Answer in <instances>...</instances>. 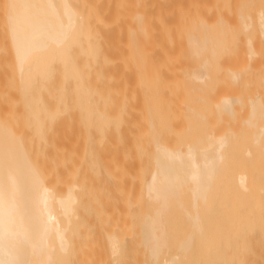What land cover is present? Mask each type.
<instances>
[{"label": "bare ground", "instance_id": "1", "mask_svg": "<svg viewBox=\"0 0 264 264\" xmlns=\"http://www.w3.org/2000/svg\"><path fill=\"white\" fill-rule=\"evenodd\" d=\"M21 1L27 6L30 5L28 0ZM41 1L38 5L41 6L42 3L45 5V8L43 6V9L42 7L40 9H45L44 17H49V20L45 22L53 23L51 25L46 23L51 29L46 27L47 25L44 27L40 21L39 24L42 26H37L36 21V23L31 22L33 25L36 24V27H32L28 17H26L27 23L29 22L32 27L30 30L19 22L24 21L25 17L16 21L18 14L25 13L23 11L22 14L20 8L27 9L26 13H29V7L30 12L32 9L36 11V4H31L36 8L35 6L25 8L18 3L20 6L17 5L19 8L17 11H15L16 6L13 10L11 5L6 12L8 26L6 30L10 37L8 48L12 51L10 57H13L11 60L15 77L13 80L17 85L15 91L19 93L15 94L20 95L21 98L18 99L21 101V103L18 101V104L19 107L21 105L22 110L18 111H22L23 116L20 115V117L26 118V124L22 122L25 125L28 124L30 127L28 129H31L34 135L30 137L32 136V141L36 138L37 143L40 140H48L46 138L48 124L58 114L57 110H54L56 108L48 103L49 97H56L57 101L53 98L55 101L52 99L53 102L50 103L58 106V101L63 100L64 95H69L64 94V90L68 92V86L72 84L73 87L70 88L73 89L74 98H71L73 97L71 94L69 98L73 101L77 97L75 100L77 103L74 106V102L70 100V104L73 105H69V108L77 107L81 100L78 88L81 87L82 76L80 75L83 74L79 65H84V62L80 64L81 55L79 56L77 49L81 50L80 48L83 47L78 44L77 39L87 32L82 26V29L81 27L77 29L81 16L70 17L72 11L68 8L66 11H70L69 19L66 20L68 15L63 18L65 7L72 6L69 3L70 0L64 1L68 5L61 0L65 5L63 8H61L60 0H58L60 8L53 7L54 10L58 8L59 15L63 19L66 18L65 22L59 17L58 11H55L57 13L55 17L56 15L47 8L50 2L55 5L58 1L55 0L52 3V0H48L50 2L47 4L45 0L42 3ZM32 2L34 3V0ZM240 2L237 4L232 20L220 13L221 15H217L213 23L206 19L201 20L196 23L193 31L187 33L186 45L188 44V49L191 48L189 51L186 49L190 61L187 63L189 59L186 57V64L180 68L181 74L183 73V82H181L183 86L180 89L184 88L183 94H186H184V106L181 104L185 123L183 119V131L180 135L182 137L179 138V142L172 143L169 140L160 139L161 125L156 126V123L153 125V120L149 118L147 133H151L148 137L152 138L150 150L152 165L144 187L148 209L139 227L141 243L148 254L147 257L144 255L147 258L144 260L149 259L148 263L144 261L146 264H264V64L259 61L260 48L256 42L257 39L264 41V9L259 8L253 11L252 0ZM9 9H11L10 14ZM74 10L73 15L75 12L80 15L77 8ZM38 12L37 15L36 12L34 13L36 18L42 14ZM8 16H16V19ZM34 16L32 14L30 17ZM73 17L77 22L70 23ZM142 18L141 11L134 13L135 26H131L129 35L131 58L137 59V62L138 54L135 59L136 52H133L135 49L141 51V46L137 45L138 40H141L143 36L139 30L144 32V28L143 30L139 28L143 24ZM9 19L16 21V25L19 23L23 25L22 28L15 26V23L10 25L12 22ZM57 19L60 21L57 22ZM82 23L84 22L81 21ZM65 24H68V28L64 27ZM74 24L78 26L74 27ZM94 27L91 31L89 29L92 40L96 39L92 35ZM211 29L214 30L211 31ZM77 30H84V33ZM212 33H215L214 36ZM210 34L212 40L209 37ZM138 36L141 39H138ZM83 37L86 40L87 36ZM207 38H210L208 44ZM81 44L83 45L84 42ZM205 44L210 47L208 48ZM84 49L83 51H86ZM90 51L93 52L89 55L86 51L87 55L89 57L94 55L92 58L94 60L96 45L92 46ZM140 53L143 55L142 52H139V55ZM228 55L229 58L232 56L231 60H234L235 55L238 58L239 62L235 59L238 64L233 60L230 61L227 58ZM89 57L86 56V60L90 59L88 61L91 63V57ZM4 58V61H7L5 64H8L10 58H7L8 60ZM227 59V62L231 64H223ZM83 60L86 61L85 57ZM90 63V67L86 65L89 72ZM137 64L139 65V62ZM10 68L11 66L9 70ZM140 71L138 72L141 75L145 70ZM84 72H87L86 80L88 71ZM13 76H9L10 79ZM88 84L89 89L90 83ZM54 88L56 92L59 91L56 96H54L55 91L54 95L52 93ZM64 102L66 104L68 101L64 100ZM64 102L60 101V104L64 105ZM64 110L68 109L63 108L62 111L65 112ZM12 122L3 119L0 114V264H92L89 259L85 261L87 257L85 259L84 255L87 252H84L85 247L80 242L82 236L80 234L84 232H80L83 227H80V224L83 220H80L81 210L78 211L77 206L78 202H81L79 199L82 198L79 197L80 192L77 193L76 190L83 184L72 182L71 185L67 184L68 188L65 190L63 186L64 191L58 190L59 184H56L58 185L56 187L53 183L56 181L53 174L56 173L59 163L55 166L53 164L55 171L51 164L49 165L53 170L48 167L50 169L47 170L48 172L44 166L40 167L41 164L50 163L48 162L50 158L46 159L49 153L46 154V151L41 150L45 154L43 155L45 160L38 154L40 153L38 150L37 154L33 152V155L32 146L37 144L33 145L35 142H32L30 137L27 141L23 134H20L24 131L19 133L18 127L15 129L16 126L20 128L19 124L22 122L19 121L16 126L12 125L14 124ZM39 157L47 162L40 163ZM52 172H54L52 174L54 181L49 175ZM58 175L57 173L56 179ZM115 229L111 230L112 233L109 231L107 236L113 258L115 255L117 257V254L123 256L119 255L123 250L121 243L123 244L125 239L121 236L126 233L123 232L124 228L116 229V232L119 229L123 230L122 234L115 233ZM85 234L87 236V233ZM82 241L84 242V239ZM87 251L91 253L90 250ZM119 261L124 262L122 259Z\"/></svg>", "mask_w": 264, "mask_h": 264}, {"label": "crops", "instance_id": "2", "mask_svg": "<svg viewBox=\"0 0 264 264\" xmlns=\"http://www.w3.org/2000/svg\"><path fill=\"white\" fill-rule=\"evenodd\" d=\"M9 1H11L12 4ZM13 1L14 0H0V94L4 93L8 87H14L17 89L16 81L13 80V79H15V77L13 76L14 71L12 70L13 65H12V61H11L13 57H10V56H12L10 53L12 51H10L9 50L10 48H8L10 46L9 45L10 37H8L9 35L7 34V30H6L7 29L6 28V26H7L6 25L7 24L6 12H7L8 8H11V5H12V9L15 10V8H16L15 11H17V9H19L17 5L20 6V4L25 6V8L31 6V4L37 5V8L35 5L31 6V8L32 7L34 8V6H35L36 11H34L35 9H32V11L30 12L31 9L29 7V9H28L29 13H26L27 9L25 10L24 8H22V9L20 8V12L22 13L23 11H25L26 14L22 13L24 16L21 14H18L19 17H17V19L15 18L17 16V14H15V13H13L16 15L15 17L10 16L11 19L15 18L16 21L25 17L24 21L21 20L19 22L21 24H24L26 26V28L28 27L29 30L32 29V27L35 26L36 24H37V26H39L40 25L39 21L44 27L47 24H50V25L53 24L51 21H50L51 23L49 21L45 22V21L49 20L48 19L49 17L48 18L44 17L43 11L45 9L41 10V9H43V6L45 8V5L42 3V2H44V0H42V1L40 0L42 3L41 6L38 5V4H40V1H38V0H34V3L32 2V0H30V1L28 0L27 2L28 3L30 2V5H28V6L25 3H22L21 0H18V2L15 0L14 1L15 3H13ZM19 1H21V3ZM23 1L26 2V0H23ZM53 1L55 2V0H52V3H53ZM57 1L58 0H56V2ZM64 1L65 0H62L63 3H66V5H68L67 4L68 1L67 0H66L67 2H64ZM47 2H48V0L47 1L45 0L46 4H47ZM60 2H61V0H60ZM60 2L59 1L57 2L58 5H56L57 3L55 5L53 3V5H52L51 2H50V4H47L48 6L46 5L47 8L50 9V12L52 11V13H54V15H56L55 17H57V13L55 11H58V15L60 14L59 10H58V8H60V7H58ZM62 2H61V6H62L61 8L65 7V5ZM163 2H164V0H139L137 3V8L139 11H141L142 17H143L142 18L143 24H141V25L139 24L142 27H139V28H141V30H143V28H144V32H140V30H139L140 34L143 33V34H141V35H143V36H141L142 39L140 38V36H138L139 37L138 39H141V40H138L137 46H141V51L140 50L137 51L135 49V51L133 53L136 52L135 53L136 56L134 55L135 59H136L137 54H138L137 58H139L138 62H139L140 68H139V65L137 64L138 63L136 61L137 59L132 60L133 57L131 58V56H132L131 49H129L128 53L125 55L122 53L117 54L115 51L112 52V54H110L109 50H107V56H106L107 60L108 59H113V60L116 59L119 61H122V59L126 60V63L128 66L127 86L129 89H131V87L133 85H135L137 82H144L147 84V87L144 90L138 91L135 93L134 99L131 98L132 95L130 92V94H128V96L130 98L128 101L125 102L124 106H122L121 102H119V99L116 98L117 92L122 91V89H123L122 85L110 86V84L108 83V80H107V76L109 74L116 75L117 73H120L122 71V65L123 64L120 62L116 71H112V69L108 65L105 66V26H104L105 25V14H104L105 3H104V0H91V12L90 13H89V0H70L69 3H71L72 6H67V7H65L66 9L64 8L65 10L63 12L65 14H63V18L68 15V17H66L67 19L65 18L66 20L69 19L70 11L73 12V10L77 8V11L78 12L80 11V15H78V13H76V12H75V15H73L71 12L70 17L76 16L77 18H79L81 16V18H83V20H80L81 18H79L78 25L79 24L80 25L78 26V25L74 24L73 26L74 27L78 26L77 29H79V27L82 26L83 29H86V31L88 32V33L87 32L84 33V30H82L83 32L80 30L82 33L85 34V35L84 34H81V35L87 36V38L85 37L86 40H84L83 39L84 37L80 35L81 38L79 37L77 39L79 41L78 44L83 47V48H80L81 50L77 49L79 56L80 55L82 56V57L80 56V58H81L80 64H82V62H84V65H79V67L81 66L80 69L82 70V74H83L80 76H82V78H84L83 80H85V78H86L85 76L87 73L84 71H88V75H87L88 77L86 79L88 81L85 80L84 81V82H86V84H85L81 78V83H80L81 87L78 88L81 91V93H80V91H78L79 97L81 96L80 97L81 100L79 99L80 101L77 104L79 107L77 105H76L77 107H74V108L78 109V113H79V141H80L81 156H83V154H84V144H86L85 145L86 152H87V154H90V156L93 158L95 151L97 150L99 142L104 141L105 138L107 140H111V141H116V140L121 139L123 141L128 142V145H131L134 140L139 138L137 136L140 134H147L150 137L151 133L150 134L147 133V132H149V128L147 129L148 123H150L149 118H151V120H153L152 121V123H154L153 125H156V124H157L156 126L161 125L160 126L161 133L159 134L161 137L160 139H162V140L165 139L166 141H168V140L169 141L170 140L176 141L182 137V136L180 137V135H182V132L180 131L179 133H177V130H176L177 126H183L185 123V118H183L184 115H182V113H183V106H184L183 103L185 100L184 94H186V93L183 94L184 88L180 89L183 86V85H181V82H183L182 81L183 73L181 74L182 71L180 70V68L186 64V61H187L186 57H188L187 59L190 58V56L188 54H186V52H187L186 49L189 51V49L191 48V47L189 49L187 48L188 44L186 45V43H187L186 39L188 37H186V36H187V33H189L191 30L192 31L194 30L195 24L188 26L187 22H189V20H194L198 17V15H196V0H166L165 3H163ZM9 3H10V7H9ZM18 3H20V4H18ZM207 3L209 5V7L211 8V11L207 16V21L210 23H213L216 19L215 0H207ZM174 4H176L178 6L176 13L174 15H166L165 10L171 8L172 5H174ZM54 6L58 7V8H56V10H54V8H53ZM205 6H206V1L204 0V2L202 3V6L199 5V11L201 10V12H203L204 16H206ZM13 7H15V8H13ZM38 7H39V9H40V7H42V8L39 10ZM67 8L70 11H66ZM71 8H73V10H71ZM9 10H10V12H9V14H10L11 9H9ZM46 10H48V9H46ZM35 12H36V15H37V12L39 14L42 13L41 15H38L39 16V17H37L38 19L36 18V15L34 14ZM66 12H69V13H66ZM31 13L33 14V16L35 15L33 18L30 17V16H32ZM45 13L47 14L46 11H45ZM28 15H30V16H28ZM42 15H43V17H42ZM89 15H90V17H89ZM26 17H28V19L30 18L29 19L30 23L31 22L36 23V21L38 23H36L35 25H33L31 23V25H32V27H31L30 23L29 22H28L29 24L27 23L28 19H26ZM59 17H61V16L59 15ZM53 18H54V16H53ZM65 19H63L64 22H65ZM9 20H8V22H9ZM31 20H35V21H31ZM159 20H162L164 22H159ZM16 21L13 22L10 20V22H12L10 25L15 23L14 24L15 26H19L22 28L23 25L22 26L19 25L20 24L19 22H18L19 24L16 25L17 24ZM52 21H54V20H52ZM59 21L60 20L57 19V22H59ZM70 21H71L70 23H72V21L74 23L77 22L76 20H74V17ZM81 21L84 23L81 24ZM181 22L186 23L185 26H183L182 28L180 27ZM66 23H67V21H66ZM88 23H90V24H88ZM68 24H65L64 27L67 26ZM42 25H40V26H42ZM91 25H92V27H91ZM132 25H134L133 22H132ZM46 27L50 28L48 25ZM69 27H72V25H69ZM74 27H72V28H74ZM82 27H81V29H82ZM90 27L91 28L94 27L93 33H96V34L92 33V35L94 37H96L95 40L93 39L94 41L92 40V38H90V37H92L89 34V29L91 31ZM40 28H42V27H40ZM67 28H68V26H67ZM212 30H214V29H211V31ZM78 31L79 30H77V32ZM137 31H138V29H137ZM74 34H75V31H74ZM86 34H88L89 36ZM212 34L214 36L215 33H212ZM210 36H211V34L209 35V37ZM210 38H207L208 39L207 40L208 42H206L207 44L209 43ZM169 39L171 41H173V43H174L173 45H170L168 43ZM205 39H206V37H205ZM82 40H84V41H82ZM91 40H92V42H90ZM211 40H212V38H211ZM86 41L89 43H85ZM80 42L81 43L84 42L85 46H83L84 44L82 45ZM213 42L214 41H212L211 43H213ZM207 44H205V45H207ZM79 45H78V47H79ZM87 45L90 47H88ZM94 45H96V52L94 53L96 60H95V58H94V60L92 59L94 57V55L92 54L93 57L90 56L91 57V63H90V61H88L90 59L86 60V56L89 57L88 56L89 53L91 54L93 52V51L91 52L90 50H92V46L94 47ZM212 45H214V43ZM207 46H208V48L210 47V45H207ZM84 47L86 49H84ZM76 48H75V50H76ZM208 48H206V49H208ZM83 49L88 51V55H87L86 51H83ZM88 49H90V50H88ZM211 49H213V47H211ZM83 52H85L86 54L83 55L82 54ZM139 52H142L143 55H141V53L139 55ZM207 52H210V51L207 50ZM207 52H206V54H208V56H210L209 53H207ZM4 57H6V60H8L10 58L8 60V64H5V62H7V61H4L5 60ZM84 57H85L86 61L83 60ZM234 57H235L234 60L233 59L232 60L234 62H236L235 59H238V58L235 55H234ZM227 58H229V55ZM231 58H232V56H231ZM231 58H229L230 61H232ZM80 60H79V62H80ZM135 61L137 63H135ZM189 61H190V59L187 61V63ZM227 61H228V59L223 64H226V63L231 64V62L228 63ZM10 62H11V64H10ZM86 62H88L86 65H89V63L91 64L92 70L90 68V72H89V68H87V66L85 65ZM10 66H11V68L9 70ZM84 66H85V68H84ZM88 67H90V65ZM141 68H142V70L143 69L145 70L144 71L145 73L143 72V74H141L142 76L138 72L141 70ZM172 68L178 69L176 75H172L170 73L169 69H172ZM85 69H87V70H85ZM11 71H12L13 78L10 79V77H12ZM158 72H160L162 74V76L158 80H155L154 79L155 74ZM144 74H146V75H144ZM143 76H145V77H143ZM141 77H142L143 81L141 80ZM143 78H145L146 82ZM12 80L15 82H13ZM11 82H13V83H11ZM178 82H179V84H178ZM70 83L71 82H69V84ZM83 83L86 85V87H84L85 85H83ZM88 83H90L89 89L87 88V86L89 85ZM67 86L65 87V89L67 88ZM70 87H73L72 84H70ZM70 87L68 86V88H69L68 92L69 93L67 92V90H64V94H69V95L71 94L72 95L73 89ZM54 91L56 94L53 93ZM16 92H17V90H16ZM57 92H59V91H57ZM57 92H56L55 88L52 91L53 95L55 94L54 96L57 95ZM11 94H10V97L6 98L5 100H3V101L0 100V108L9 107L11 101H13L14 98L17 101L21 102L20 100H18V99H21L19 97L20 95L17 96V94H15V96L12 97ZM69 95H67V96L64 95L63 97H65V98L63 100L60 99L61 102L62 101L64 102V100L68 101V102H66V104H68V105H66L65 102H64V105H61L63 103L60 104V101H58L59 102V103L57 102L58 106H54L56 104H52L50 102H53L54 99L56 100V97L55 98L53 97L54 99L49 97L50 99L48 98V103L50 105H53L54 108H56L54 110L55 111L57 110L56 111L57 113L61 112L63 108L69 110L72 108V107L69 108V105L70 106L73 105L72 103L70 104V102L72 101L71 98H74L73 95H72L73 97L70 96L71 98H69ZM66 97L69 98V100ZM75 97H76V94H75ZM82 98H83V100H82ZM76 99H77V97L75 98V100ZM75 100L73 99V101H72V102H74V106L77 103V102H75ZM84 100H85V102H84ZM115 100H116V102H115ZM181 104H183V106ZM65 105L68 107L66 108ZM53 107L51 106V108H53ZM57 107L59 109L62 107L63 108L60 109L61 111H59V109H57ZM145 108H149V111H147L145 114H139L138 112L133 110V109L142 110ZM56 112H55V114H56ZM179 115H180V118H177ZM183 119H184V123H183ZM70 121H71V116L69 117L68 115H65L64 116V123L69 124ZM124 121L128 122V126L126 128L120 127V128H118V131H116L115 127H118L119 124L123 123ZM50 122H52V121H50ZM182 123H183V125H182ZM149 137H148L149 141L152 142V138H149ZM65 139H68L67 129H65ZM89 140H91V141H89ZM101 155L103 156L104 153H100V155H97V157H99ZM112 156H114L113 150L109 148L106 152V157L110 161Z\"/></svg>", "mask_w": 264, "mask_h": 264}, {"label": "rangeland", "instance_id": "3", "mask_svg": "<svg viewBox=\"0 0 264 264\" xmlns=\"http://www.w3.org/2000/svg\"><path fill=\"white\" fill-rule=\"evenodd\" d=\"M138 1L139 0H104L105 66L108 65L110 66L112 71H116L120 62L123 64L122 71L120 73H117L116 75L109 74L107 76V80L110 86L122 85L123 88L122 91L117 92L116 95V98L119 99V102H121L122 106H124L125 102L129 100L130 97L128 96V94H130V92L132 95L131 98L134 99L135 93L144 90L147 87V84L144 82H137L135 85L131 87V89H129L127 86L128 66L126 60L125 59H122V61L116 59L107 60L106 56H107V50H109L110 54H112V52L114 51L117 54L122 53L125 55L128 53V50L130 49L131 46L129 39L130 38L129 35L131 32L130 29L132 22L135 23L134 13L136 11H139L137 8ZM205 1H206V6H205L206 16L203 15V12H201V10L199 11V5L202 6L204 0H196V15H198V17L194 20H189V22H187L188 26L194 24L196 25L197 22L204 19L207 20V16L210 13L211 8L209 7L207 0ZM240 1L241 0H215L216 17H218L217 15L222 13V15L227 17L229 20H232L234 17L233 15L235 13L237 4ZM252 1H253V5H252L253 11L258 10L259 8L264 9V0H252ZM165 2L166 0H164L163 3ZM177 8L178 6L174 4L172 5L171 8L165 10V14L174 15L176 13ZM90 12H91V0H89V13ZM159 22H164V21L159 20ZM185 24H186L185 22L184 23L181 22L180 27L182 28L183 26H185ZM256 42H257V46L260 48L259 57H258L259 61L261 62V64H264V41L257 39ZM168 43L170 45L174 44L173 41H171L170 39L168 40ZM237 62H239L238 59ZM169 71L172 75H176L178 69L172 68L169 69ZM161 76L162 74L158 72L155 74L154 79L158 80L159 78H161ZM15 92L16 91L14 87H8L4 93L0 94V100L3 101L6 98L10 97L11 93H12L11 96L14 97ZM18 103L19 102L16 99H13L9 107L0 108V114L3 117V119H5L8 122L13 121L14 124L12 125L15 126L16 124L17 125L19 124V121L20 122L23 121L26 124V120H25L26 118L25 117L24 119L21 118L23 116L21 114L22 111L20 112L18 111V110H22V108L20 109L21 105L19 107ZM15 109H17V111ZM133 110H135L139 114H145L147 111H149V108H145L142 110L140 109L139 110L133 109ZM20 115L22 116L20 117ZM65 115H68L69 117L71 116V121L69 124L64 123ZM182 115H184V113H182ZM16 118L18 119V121ZM177 118H180V115ZM23 122L19 124L20 128L19 126L16 127L13 126V127H15V129H17L18 127L19 133L24 131L20 134H23V137L27 139V141H29L28 139L30 135H33V133L31 132L32 131L31 129H30L31 131L28 129L30 128L28 127V124L25 125L23 124ZM48 126H49V129L47 130L48 132L46 131L47 134L46 138L48 140L45 139H44L45 141L40 140V142L38 141L39 143L38 144L36 138H34L33 141L35 143H33V145L37 144L39 147L35 145L34 146L35 148L32 146L33 150L31 148L30 150H32V154L33 152L34 154H37L36 151L38 150V152L40 151V153L38 154L42 156L43 155L45 156V154H43L44 152H41V150L46 151L45 152L46 154L49 153L46 155V159L48 160V158H50L48 160V162L50 163L40 165V167L44 166L46 171L47 170L49 171L50 169L53 170V168H54L53 171H55L54 166L58 165L59 163V165L57 166L58 168L56 167L57 168L56 173L53 174L54 172H52L49 174L51 176V179H53L54 177L56 180L55 182H53L54 181L53 179L52 182L55 185L59 184V187L57 188L58 190L60 189L61 191H64L65 189L68 188L67 187L68 185H71L72 182H76L77 184L80 185L81 183L83 184V186L81 185V187H79V189L76 190L77 193L80 192L78 194H80L81 196L79 195V197L82 198L79 199L81 200V202L79 201L78 206L77 205L76 206L79 207L78 211L81 210L80 211L81 213L78 212V214L80 213L79 216L80 220L81 221L83 220L80 224V227L82 226L83 227L82 229L79 227V230L81 229L80 232H84L80 234L82 235L81 238L84 236L82 238L84 239V242L82 241L81 238H80L81 240L80 242L81 245H84L83 247H85V249L83 250L86 251L84 252H87L86 255H84L85 259L87 257V260L85 261L90 260L89 262L92 264H96L97 262L98 264L101 263L117 264L118 260L122 259L124 262L119 261L120 264H126V263L146 264L144 261L147 260L146 257L148 254L147 251H145L144 245L141 243V234H140L141 229L139 227L142 217L145 215L148 209L147 208L148 205L147 202L145 201V196H144L145 182L152 165V160H151L152 157L150 156L152 142L149 141L148 135L147 134H140L138 136L136 135L139 138L134 140L131 145H128V142L123 141L121 139L116 141H111L105 138L104 141L99 142L97 150L95 151V154L92 158L90 154H87L86 152V148H85L86 144H84V154L83 156H81L80 141H79V113L77 108H71L65 112L62 111V113L60 114L58 113L53 118L52 122L48 124ZM127 126H128V122L124 121L123 123L119 124L118 127H115V130L118 131V128L120 127L126 128ZM65 129H67L68 132V139H65ZM182 129H183L182 126H177L176 127L177 133L182 131ZM169 142L176 143L179 142V140L169 141ZM36 147L39 149H37ZM109 148L113 150V154H114V156H112L110 161L106 157V152ZM34 149L36 150L34 151ZM100 153H104V155L97 157V155H100ZM40 158H41V160H39L40 163L47 162L44 161L45 159L42 160V157H39L38 159ZM62 161H64V163ZM60 163L64 167H62ZM49 164H51L53 168ZM48 167H50V169ZM57 173L60 176L58 175V178L56 179ZM60 178H62L61 179L62 182ZM63 180H65L66 182ZM57 186L58 185H56V187ZM79 203H81L80 206ZM115 222L118 223L116 224ZM113 227L116 229L124 228L123 230L125 231L121 229L117 231L121 234L122 231L126 232L125 235L122 234V236L118 234L119 236L121 237L124 236L125 238V239L122 238L124 239L123 244L121 243V246H123L121 247V249L123 250L120 251L121 253L123 251L124 252L122 254L121 253L119 254L123 256H118L117 254V257L115 255L114 258L110 252V244H108L109 240L107 238L108 234L110 233L109 231L111 230L113 231L114 229ZM116 229L114 230L115 233H117ZM85 233H87V236ZM85 243L87 244L85 245ZM141 245L144 248H142ZM87 250H90L91 253L89 254ZM112 259L113 260L116 259L117 262L115 263L116 260L113 261ZM91 260L93 261L91 262ZM146 262L148 263L149 259Z\"/></svg>", "mask_w": 264, "mask_h": 264}]
</instances>
